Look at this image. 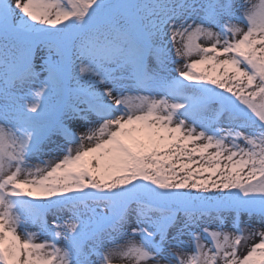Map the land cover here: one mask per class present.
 Masks as SVG:
<instances>
[{
  "label": "snow or ice",
  "instance_id": "snow-or-ice-1",
  "mask_svg": "<svg viewBox=\"0 0 264 264\" xmlns=\"http://www.w3.org/2000/svg\"><path fill=\"white\" fill-rule=\"evenodd\" d=\"M114 260L264 264V0H0V264Z\"/></svg>",
  "mask_w": 264,
  "mask_h": 264
},
{
  "label": "rangeland",
  "instance_id": "rangeland-1",
  "mask_svg": "<svg viewBox=\"0 0 264 264\" xmlns=\"http://www.w3.org/2000/svg\"><path fill=\"white\" fill-rule=\"evenodd\" d=\"M239 2H240V0H236V3H239ZM180 64H182V61L179 62L178 64H170V65H169V68L172 70V74H173V75L175 74V69H176L177 67H179ZM62 218H66V217H63V216H62ZM51 220H52V217H51V215H49V216H48V221H49V223H51ZM241 223H242V225H243V224L250 223L252 227H255V226H257L258 228L261 227V225L259 224V222H258V220H257L256 218H253L251 221H248V219H247L246 217H244V218H242ZM201 226H203V225H201ZM211 226H212V227H215L214 224H212ZM229 226H230V221H229ZM33 228H34V227H33ZM258 228H257V229H258ZM35 231H36V229H35ZM173 231H175V230H173ZM181 239H183V240H187V239H188V236H187V235H184V236L181 237ZM257 241H258V237L253 238L252 240L247 241L246 244H242L241 247H240V249H239L240 254L243 255V254L247 251L248 246H250L251 244H253V243L257 242ZM113 264H120V261H119V260H114V261H113Z\"/></svg>",
  "mask_w": 264,
  "mask_h": 264
},
{
  "label": "bare ground",
  "instance_id": "bare-ground-1",
  "mask_svg": "<svg viewBox=\"0 0 264 264\" xmlns=\"http://www.w3.org/2000/svg\"><path fill=\"white\" fill-rule=\"evenodd\" d=\"M55 155H57V153L54 150V146H50V147L45 149V151L42 153L41 158L47 159V158H51L52 156H55ZM253 228L257 229L258 227L255 226ZM30 230L35 231V228L32 227Z\"/></svg>",
  "mask_w": 264,
  "mask_h": 264
}]
</instances>
